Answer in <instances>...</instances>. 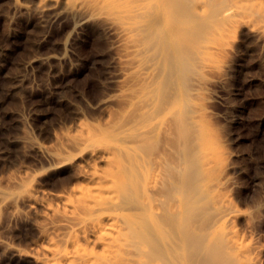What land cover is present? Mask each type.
Instances as JSON below:
<instances>
[{
	"label": "bare ground",
	"instance_id": "bare-ground-1",
	"mask_svg": "<svg viewBox=\"0 0 264 264\" xmlns=\"http://www.w3.org/2000/svg\"><path fill=\"white\" fill-rule=\"evenodd\" d=\"M27 1L13 0V5L15 10L34 11L36 19H33L43 28L37 39L39 44L51 41V31L58 29L61 38L57 49L42 48L25 61V70L19 71L12 79L16 92L25 91L30 86V68L36 67L42 74L43 67L47 66L56 83L62 77L56 66L69 64L71 68L68 75L64 74L63 82L38 89L44 100L62 101L64 91L69 89L68 84H64L67 77H78L84 72V66L90 68L101 63L105 68L104 82L108 92L91 109L95 112L116 107L119 116L106 126L93 120L82 123L81 134L64 133L66 146L51 149L30 135L20 141L34 153L44 155L56 168L67 165L71 168L84 167L82 181L72 185L64 194L55 196L63 211L48 205V213L60 218V223L52 224L51 228L60 227L63 231L58 239L48 238L52 243L49 253L57 264H264V245L260 243L263 237L243 250L232 229L224 230L215 244L210 242L208 235L193 230L191 243L187 246L185 237L179 233L184 212L182 200L185 198L169 199L170 196L161 191L168 180L165 168L174 166L177 171H184L183 157L176 155L178 160L174 162L163 153L153 154L154 144L161 136L174 134L180 148L175 143V148L180 150H176L178 153L188 142H181L186 138L183 123L187 119H184L183 110L187 107L188 97L185 100L182 92L185 87L182 89V83L186 81H183V78L186 79L184 73L187 72L185 64L190 54H199V47L205 40H200L203 37L199 34L203 19L208 15L213 18L217 12L212 9L216 12L212 15L211 7L223 0H31L34 2L32 6ZM236 1L240 11L249 15L216 26L207 34L208 40L203 42L200 50L203 67L207 70L213 68V58L223 46L220 43L231 39L237 26L252 27L254 34L264 39V0ZM91 33L102 37L107 43L103 51L85 63L76 57L75 50L83 36ZM46 101L34 106L30 120L23 115L20 119L24 123L40 119L41 108L48 104ZM70 103L76 108L79 106L77 101ZM203 110L197 104L195 117L193 114L195 122H202L206 112ZM80 111L77 112L79 116ZM189 137L186 139L189 140ZM198 137L203 139L200 134ZM208 137L211 136L206 139ZM195 140L196 143L200 142L194 139L189 140V144ZM202 143L199 144L200 148ZM211 150L206 154L201 152L203 159L195 173L204 175V179H200V187H204L213 200L210 191L219 183L206 176L207 170H212L209 168L217 163L220 156L216 150ZM73 152H77V158L72 156ZM5 154V150L0 151V157ZM171 162H174L173 165ZM28 172H25L27 178L32 176ZM10 184L14 188H22L25 181L22 177H16L10 179ZM196 184L198 187L199 183ZM176 186V193L179 188L180 191L184 188L180 181ZM33 193L30 190L25 197L31 199ZM20 198L10 188L0 186V211L8 202L16 203ZM233 213L225 207L216 208L215 222L228 221ZM172 231L176 233L174 236Z\"/></svg>",
	"mask_w": 264,
	"mask_h": 264
},
{
	"label": "rangeland",
	"instance_id": "rangeland-1",
	"mask_svg": "<svg viewBox=\"0 0 264 264\" xmlns=\"http://www.w3.org/2000/svg\"><path fill=\"white\" fill-rule=\"evenodd\" d=\"M29 1H27L29 6L34 5L33 1ZM16 10L13 0H0V151H6V154L0 157V186L10 188L16 195L21 196L19 201L12 204L8 202V205L5 204L0 211V264H57L58 262L49 253L52 243L48 238L58 239L63 231L60 227L51 228L52 224L60 223V218L48 213V205L63 211L55 196L64 194L72 185L81 182L84 167L79 165L71 168L67 165L56 168L44 155L34 153L28 145H23L20 141L30 135L51 149L66 146L64 133L81 134L82 123L93 120L101 126H106L115 122L119 116L116 107L95 112L91 109V106L108 92L104 82V64L97 63L90 68L84 66L82 70L84 72L78 77L71 75L67 77L68 83L64 81V84H68L69 89L66 88L63 93L67 99L52 102L47 100L48 104L41 108L40 119H36L33 123H24L20 119L23 115L30 120L34 106L46 101L38 93V89L41 86L59 83L64 74L68 75L71 66H68L69 64L56 66L62 76L56 83L47 66L43 67L42 74H39L38 68H30L28 76L33 89L29 86L25 91L16 92L12 79L19 71L25 70V61L42 48L57 49L56 45L61 38V31L58 29L51 31V41L47 40L39 44L38 40L43 28L35 20L34 11ZM211 12L212 15L215 13L216 15L212 16L213 18L206 16L207 19L204 18L205 21L204 19L202 21L204 24L200 26L202 32L199 30L200 36L203 37L200 40L205 39L198 50L201 56L197 53L188 56V62L186 61L185 64L187 72L184 71L186 79L183 78V81H186L182 83V89L185 86V92L182 90L185 100L188 97L185 104L187 107L183 110L184 119L187 118L183 123L185 137L188 139L190 136L189 140L197 139V142H200L196 143L195 140L193 143L196 144L191 142V145L190 141L184 138L181 142H188L183 148L181 147V154L177 152L180 148L174 134L161 136L163 139L160 137L161 140L158 139L159 142L156 141L154 144L156 152L153 150V154L156 156V153L157 155L163 153V156H169L168 159L174 162L178 160L176 155L180 154L182 155L180 157H183L181 162L184 163L182 166L184 171H177L174 166L165 168L167 179L171 183L167 180L161 191L170 196L169 199L179 196L185 198L182 200L185 207L183 204L184 212L179 233L185 237L187 246L191 243L193 230L199 232L198 234L208 235L210 242L215 244L224 230L232 229L242 249L247 250L256 241L261 240V245H264V39L255 35L252 27L237 26L232 38L220 43L223 46L221 45L222 48L220 46L221 50L213 58V68L205 69L200 50L204 46L203 42L208 40L207 34L216 26L249 15L240 11L236 0H223L217 6L211 7ZM91 34L83 36L76 45V57L85 63L93 60L106 48L105 39L97 34ZM76 101L79 103L77 108L70 103ZM197 104L206 111L203 110L205 113L201 123L193 120ZM77 109L81 110L80 116L77 114ZM190 119L195 124H192ZM199 126H202L201 129ZM199 134L201 139L203 136L202 140L198 139ZM207 136L211 137L206 139ZM201 141L203 143L200 146L203 149L199 147ZM175 143L179 149L175 148ZM168 147H172L173 150ZM211 148L220 156L217 163L209 168L212 170H207L206 176L219 183L218 187L210 191L214 196L213 200L209 192L204 187H200L204 175L195 173L203 159V154L212 151ZM183 149L187 150L186 153ZM204 150L208 151L203 153ZM72 156L77 158V152H73ZM173 163L171 162V165ZM26 169L32 174L29 178L25 174ZM16 177L23 178L24 187L14 188L10 184V179ZM197 177L202 180L199 181ZM179 181L184 188H181V191L179 188L176 193L178 188L176 183ZM170 184L173 185L169 186ZM30 190L34 192L31 199L25 197ZM173 193L174 196H171ZM219 207L233 211L232 218L225 222H215L216 208ZM172 233L173 236L176 234L175 231ZM60 245L63 246L62 243Z\"/></svg>",
	"mask_w": 264,
	"mask_h": 264
}]
</instances>
